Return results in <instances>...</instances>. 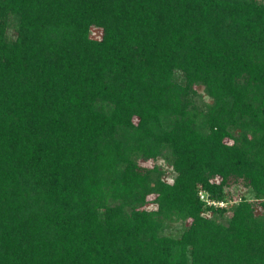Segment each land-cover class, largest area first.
I'll return each mask as SVG.
<instances>
[{"label":"trees","instance_id":"trees-1","mask_svg":"<svg viewBox=\"0 0 264 264\" xmlns=\"http://www.w3.org/2000/svg\"><path fill=\"white\" fill-rule=\"evenodd\" d=\"M0 264H264V0H0Z\"/></svg>","mask_w":264,"mask_h":264},{"label":"rangeland","instance_id":"rangeland-1","mask_svg":"<svg viewBox=\"0 0 264 264\" xmlns=\"http://www.w3.org/2000/svg\"><path fill=\"white\" fill-rule=\"evenodd\" d=\"M91 35H92V36H98V32H92ZM147 164L149 165V164H151V162H148ZM159 164H160V167L162 166V167L166 170V172L164 173L166 176H165V175H164V176L168 178V177H169V173H168V171H167V166H166L164 163H162L161 161H160ZM232 189H233V190H232V193L234 194V196H235V195H238V194L240 193V192H239L240 189H238L237 187H236V188H232ZM226 204H229V203H220V206H222V205H226ZM171 225H172V224H171Z\"/></svg>","mask_w":264,"mask_h":264}]
</instances>
